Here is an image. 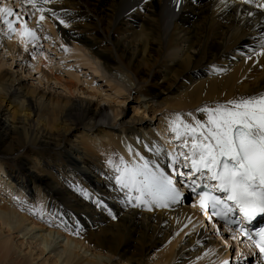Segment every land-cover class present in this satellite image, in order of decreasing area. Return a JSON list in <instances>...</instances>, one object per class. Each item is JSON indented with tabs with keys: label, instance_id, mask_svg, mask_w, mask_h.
Instances as JSON below:
<instances>
[{
	"label": "bare ground",
	"instance_id": "bare-ground-1",
	"mask_svg": "<svg viewBox=\"0 0 264 264\" xmlns=\"http://www.w3.org/2000/svg\"><path fill=\"white\" fill-rule=\"evenodd\" d=\"M175 1L60 0L46 7L61 15L70 13L65 18L84 36L62 27L60 35L83 41L103 60L106 72L126 76L131 90L138 85L158 87V91L143 90L147 95L138 99L136 111L164 97L171 107H162L178 112L264 93V56L250 52L258 49L264 36V13L239 0H179L165 32V10ZM183 45L187 49L181 59L175 58L176 53L165 57L168 50ZM146 60L151 62L149 66ZM213 68L220 71L213 72ZM159 78L162 86L156 83ZM65 89L71 93L75 85L66 84ZM0 96L1 102L7 100L12 107L7 114L0 108V171L7 178L0 177V195L7 194L0 200V264H209L226 254L217 251L219 244L205 235L207 222L214 229L222 225L191 206L195 200L180 184L177 187L186 196L179 203L169 209L145 211L132 207L114 183V168L121 160L118 156L130 165L138 164L132 156L146 157L168 174L164 167L168 151L160 144L166 141L160 137L168 133L175 138L169 123L158 133L146 128L143 118L110 123L107 110L117 114L112 118L115 121L120 106L102 112L100 104L73 95L66 101L55 100L45 92L24 88L19 78L6 74H0ZM103 115L107 121L99 123ZM58 126L62 132L55 135ZM74 127L81 131L80 140L70 142L66 137ZM153 145L162 149L159 155ZM45 158L58 162L52 172L62 165V172L76 173L77 178L68 176V180L57 170L54 179L48 165L40 162ZM51 181L56 184L50 188ZM83 193L94 197L90 201ZM13 197L23 203L17 204ZM41 209L44 220L30 214V210ZM56 210L59 217L47 215ZM46 221H52V226ZM57 223H67L70 228L78 223L82 231L70 235ZM28 240L34 241V249L28 248ZM71 241L92 252L91 258L69 251ZM152 253L155 258L148 262L145 258ZM44 254V258H53L44 260Z\"/></svg>",
	"mask_w": 264,
	"mask_h": 264
},
{
	"label": "snow or ice",
	"instance_id": "snow-or-ice-1",
	"mask_svg": "<svg viewBox=\"0 0 264 264\" xmlns=\"http://www.w3.org/2000/svg\"><path fill=\"white\" fill-rule=\"evenodd\" d=\"M18 2L22 6L20 10L0 6V23L7 28L6 35L18 34L22 41L35 47L38 36L27 24L37 13V27L46 18V14L54 22L65 28L69 27L70 21L65 17L70 13L65 11L61 15L46 7L59 3L60 0ZM239 2L254 6L264 13V0ZM24 6L31 9L28 20L21 14ZM248 15L252 16L253 13L249 12ZM250 52L256 56H264V36L258 42V49H250ZM212 71L219 72L220 69L213 68ZM198 111L207 116L206 122L193 117L192 122L188 123L180 114H176L168 122L169 130L180 141L178 151L166 154L170 174L166 175L161 168L150 165L143 157H140V164L131 166L121 158L119 166L114 168L117 173L114 183L132 207L145 211L169 209L179 203L181 192L177 184H180L199 197V210L201 213H208L209 221L215 217L217 221H223L225 226L236 224V233L244 235L246 230L243 225L251 223L258 215H264V93L218 103L213 107H203ZM152 149H155L157 155L162 151L157 145H153ZM135 155L139 156V153ZM83 195L88 198L86 193ZM13 200L17 204L23 203L16 197ZM97 204L99 206V202ZM236 212L242 217L241 220L234 218ZM30 214L39 215L41 219L45 215L43 209L40 212L30 210ZM108 214L112 215L111 212ZM47 215L59 217L60 212L49 211ZM188 220L191 223L190 217ZM46 222L52 226V221ZM56 226L63 227L70 235H79L82 231L78 223L71 228L67 223H57ZM216 234L221 235L220 232ZM248 237L258 250L257 259L264 261V228H259L255 233L249 232ZM223 264H229V261H224Z\"/></svg>",
	"mask_w": 264,
	"mask_h": 264
},
{
	"label": "rangeland",
	"instance_id": "rangeland-1",
	"mask_svg": "<svg viewBox=\"0 0 264 264\" xmlns=\"http://www.w3.org/2000/svg\"><path fill=\"white\" fill-rule=\"evenodd\" d=\"M178 1L179 0H177V2ZM177 2L175 1L172 5L169 4L167 9L165 10L164 16L167 18L165 24V32L170 29L171 18L175 14ZM0 6H8L13 8L14 10H20L22 7L18 0H0ZM21 14L26 20H28V17L31 14V9L27 6H24V10ZM38 17L39 13H37L36 16H32L31 19L28 20L27 24L28 28L35 30L36 35L38 36L35 47L31 43H26L24 41H22L24 42L22 43L21 40H19L21 38L18 34L6 35L5 33H7V28L2 23H0V43H3L4 45L3 46L0 44V74L11 75L16 79L19 78L21 80V85L24 88L39 92L42 91V93L45 92L46 95L49 94L55 100L66 101V99L72 97L71 95H73V97L78 100H90L94 104H100L102 112H106V110L110 107L114 109L115 107L120 106L121 113L115 121L112 118L117 116V114L113 116L112 113L107 110L108 117L110 118V120H108L110 123H120L122 121L128 122L133 119L143 118L147 122L146 128L150 126V130L153 133H158L159 128L161 126H166L169 120L175 118L176 114H180L185 122L188 123L192 122L193 117L196 119H201L203 122L207 121V116L202 114L198 110H181L178 112H168L165 108L162 107L163 105L171 107V104L166 97L159 98L158 103L154 105L150 104L146 109L139 106V111H136L135 108H137L138 106V99H141L143 96L147 95V93H144L143 90H147V92L151 89H153L154 91H158V87L147 88V86L138 85L136 87L137 90H131L128 80H126V76L123 73V75L121 76V74L114 71L110 73L106 72L103 68V60H101L99 56H96L94 50L87 46L83 41L76 40L75 42H73L71 39H65L64 36H62L63 34L60 31L61 29H59V27H62L63 30L68 31L70 34H72L77 31L76 28H74L73 24H69V27L65 28L58 22H52L51 18H45L44 20L40 21V26L37 27L36 21ZM17 32H19L18 25ZM77 33L81 36H84L82 30H78ZM45 37H47V39H45ZM11 47L14 48L11 49ZM25 49H27V51ZM65 49H67V51H65ZM186 49L187 47L184 45L175 49H170L166 52L165 57L172 56L174 55V53H176L177 56H175V58L179 60L183 56ZM100 51L102 50L100 49ZM18 54L20 55L18 56ZM144 62L147 64V66L151 64L149 60H146ZM69 83L75 85V89L77 90L76 92L75 89L72 90L71 93L65 89V85ZM156 83L158 84V86L163 85V81L160 78L156 80ZM119 90H122L123 92L116 93V91ZM90 95H92L93 97ZM237 98L240 97L237 96ZM2 100L3 97L0 96V108L3 110L5 109L7 114V108L10 110V108L12 107H8L9 102L7 100L6 102H1ZM121 101H124V103L122 102V104L120 105L119 103H121ZM201 106L203 108L213 107L214 105H210L207 103ZM106 116H101V120L99 121V123H105V120L107 121ZM60 127L61 126L57 127L58 130L55 129V135L61 134L62 130ZM80 132L81 131L76 128L71 130L66 137L67 140L70 142H72L73 140L79 141L80 139L77 138V135ZM160 139V141H162V139L166 141V143H164L163 141L162 143H160L162 144V146H164V150L166 152L168 151V153H170L179 150L178 145L180 141H177L175 138H173L171 134L169 135L168 133H166L165 135L160 137ZM17 142L18 141H16V143ZM6 146H8V142L6 143ZM13 146L15 148L17 147L15 146V144ZM118 158L121 159L120 156H118ZM132 160L138 164L142 162L140 157L132 156ZM40 162H45L48 165L49 171L52 170L51 167H53L55 163L58 164V162L49 160L48 158L40 159ZM126 163L127 165L131 166L130 162L126 161ZM168 163L169 160L166 161V164L164 165V167L166 166V170H169L167 168ZM181 163H183V161H181ZM57 170L59 171L61 176L68 180L70 179L69 177L77 178L76 173L73 174L70 172H66V170L62 172L61 165L60 169L56 168V171H51L50 175L54 179L59 175ZM5 174L3 173V171H0V177L4 178ZM168 174H170V170L168 171ZM4 180H7V178L5 177ZM55 184L56 183L51 181L50 188ZM30 186L32 185L30 184ZM177 186L179 187L180 185L177 184ZM6 195L2 193L0 195V200L1 198L4 199ZM185 196L186 194L181 193V198ZM92 197L94 196L89 194L88 199L91 201ZM186 203L188 207L192 206L189 199H187ZM92 205L95 206L94 204ZM96 207H98V205H96ZM23 209L27 210V208L25 207ZM33 217H38V215H33ZM41 223L43 224L44 222L41 221ZM207 226L208 230L205 233L207 240L210 242H216L215 244H219L217 251L221 249L226 252L224 256L220 255L209 264H223L224 261H229V264H257V261L252 263V261H248V258L246 259V261L248 262H245L243 260L249 251L241 247V244H237L238 242L236 243V239H232V237L234 236L233 232H230V230H227V228H225L224 230L223 225L218 229H214L207 222ZM217 232H220L221 235H217ZM27 242L30 243V245H28V248H35V245H33V247L31 245L32 240H28ZM71 242L72 243H70V246L67 247L69 251L79 253L82 258H91L90 255L92 252L88 251L86 247H81V245L75 243L74 241ZM65 243L66 241H64L62 244H59L60 247L62 246V248H59V250L63 249ZM37 250L38 249H35L34 252H37ZM158 251H161V249L157 250L156 252ZM44 256L45 254L42 256V259L44 258ZM103 256L107 257L109 255L105 256V254H103ZM50 257L53 258V255H47L44 260ZM154 258L155 257H153L152 253L145 259L148 260V262H152ZM195 264L201 263L198 262Z\"/></svg>",
	"mask_w": 264,
	"mask_h": 264
}]
</instances>
